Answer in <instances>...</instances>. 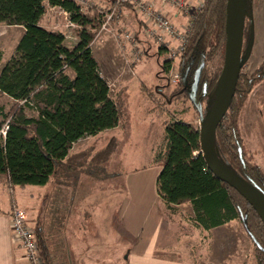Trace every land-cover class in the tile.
Wrapping results in <instances>:
<instances>
[{"label": "rangeland", "instance_id": "1", "mask_svg": "<svg viewBox=\"0 0 264 264\" xmlns=\"http://www.w3.org/2000/svg\"><path fill=\"white\" fill-rule=\"evenodd\" d=\"M86 7V11L95 9L100 17L103 15L98 7ZM252 8L254 46L241 70L243 78L253 77L264 62V0H252ZM41 23L62 31L67 37L66 44L75 45L78 25H70L59 7L49 5ZM117 24L114 22V27ZM22 29L19 25L0 22V71L14 55ZM167 39L177 49L178 41ZM149 40L138 45L139 51L132 49L133 56H138L135 64L123 66L121 63L117 67L107 63L102 68L110 94L121 111V122L112 130L85 136L72 146L70 153L84 163L76 183L65 181L59 185L54 180L44 186L14 189L1 183L0 203L8 204L14 199L25 208L28 224L43 228L51 261L56 264H70L69 232L80 240L83 236H94L106 244L113 255L108 264H154L155 259L149 257L170 252L181 255L180 262L188 264L184 247L196 253L192 257L201 255L199 260L190 261L191 264H259V249L241 218L198 233L195 225L182 223L180 213L167 209L156 191V178L163 163L154 157L164 141L166 122L182 118L199 128L200 116L183 88L180 74L177 81L173 80L181 71L178 68L180 52L172 57V69L166 73L163 61L169 56L161 55L158 44ZM114 41L109 43L110 53L117 48ZM98 44L99 39L95 41V48ZM224 47L209 55L205 68L208 74L223 65ZM240 89L227 121L238 133L247 166L259 168L264 177V77L257 75L256 80L247 85L244 82ZM15 103L13 98L0 93V106L5 112ZM26 112L37 115L32 106ZM107 154L109 159L103 160ZM181 205L178 209L185 219L194 214L190 202ZM143 247L144 251L136 250Z\"/></svg>", "mask_w": 264, "mask_h": 264}, {"label": "trees", "instance_id": "2", "mask_svg": "<svg viewBox=\"0 0 264 264\" xmlns=\"http://www.w3.org/2000/svg\"><path fill=\"white\" fill-rule=\"evenodd\" d=\"M226 2L204 0L190 13L184 49L179 55V63L185 67L190 61L195 67L205 62L202 76L209 96L214 95L222 65L211 74L205 68L209 55L225 46ZM251 3L247 0L248 11ZM49 5L67 11L69 20L78 25L74 46L66 44L62 31L41 23ZM0 22L24 28L14 55L0 71V93L16 100L8 112L0 106V174L7 177L11 187L44 186L54 180L59 185L65 181L74 185L84 163L69 153L73 144L117 126L122 117L91 50L101 30L102 15L95 9L83 12L74 0H0ZM164 51L159 46V52ZM172 60L163 61L166 73L172 68ZM246 78L240 71L234 98L244 82L251 83ZM29 106L37 115L27 114ZM233 106L232 102L218 125L215 145L219 158L245 177L248 168L236 153L238 133L227 121ZM154 158L163 163L156 191L169 209L190 202L194 214L189 218L206 231L247 214L248 227L263 247L256 245L259 264H264V223L235 188L208 169L198 127L182 118L166 122L165 138ZM34 231L43 263L52 264L43 228L39 225Z\"/></svg>", "mask_w": 264, "mask_h": 264}, {"label": "crops", "instance_id": "3", "mask_svg": "<svg viewBox=\"0 0 264 264\" xmlns=\"http://www.w3.org/2000/svg\"><path fill=\"white\" fill-rule=\"evenodd\" d=\"M153 1L155 5L158 8H160L172 20L174 25L177 27L179 34L180 35L186 34L188 23H189V15H185L184 13L180 12L178 9H176V7H174L170 3H166L161 0H153ZM187 1L192 5L193 9H191V12H193V10L196 8L200 0H187ZM91 3H92V7L94 8L98 7L102 11H107L112 6V0H91ZM52 7H56V6H52ZM85 12H88V11H85ZM114 22L116 24L118 23L116 27H114L115 24L113 25ZM113 23L109 26L108 29H103V30L101 29L98 35L96 36L95 40L91 43V50L95 58L99 62L100 72L103 77H104V74L102 72V68H104L107 65V63L113 66H117V65L119 66V64L121 63L123 66L128 63L135 64L136 63L135 61L138 59V56L136 57L133 56L132 49L139 51L138 48H140L139 47L140 44H147V42H150L149 40L150 38H148L147 35L144 33V30L145 28L149 26V23L142 16V14L133 7V4L125 3L124 6L122 5L120 17L116 19L115 21H113ZM128 28L134 29L133 32H130ZM22 31L24 32V28L22 29ZM126 33H133L134 40L126 39L125 38ZM112 37L115 39V41L113 40ZM66 38L67 37L65 35V39ZM74 38H77V36H75ZM97 39H99L100 44L97 45L98 48L97 47L95 48V41ZM113 41L115 42V45L117 48L114 51L112 50L110 53V50L108 49L109 43L110 42L113 43ZM175 41H178V39L176 38L174 42ZM172 42L173 41H170V45L172 44ZM163 47L165 48V51L162 53L161 52L159 53L164 56L166 55L169 56V50L171 51L172 49H168L166 46H163ZM169 48H172V47L170 46ZM111 62H114V64ZM118 126L119 124L113 128H109L106 130H112ZM1 183H5V185H7L11 189L15 188L9 185L7 181V177L3 174H0V185ZM14 204H17V202L14 199L13 200L11 199L8 204L0 203V264H25L26 263L25 259L23 258V254H24L23 250L13 240V237H12L11 209ZM179 206H182V205L176 204L172 206L173 207L172 209H169L166 205V208L169 209L170 211H177L178 213H180V219L183 224H186L188 226H194L195 225L194 222L189 218L193 214H190L189 217L185 219L186 216L179 211L178 209ZM160 223L165 224L166 222H160ZM223 225L213 227L210 230L217 229L218 227H222ZM30 226L34 228L33 225H30ZM196 227H197L198 233H199V230L208 232L198 226ZM69 233H70V237L66 236L68 237L67 243L70 249L72 250L71 254L73 255V256L71 255V257H68L70 264H108L109 261L112 260L113 255L112 253H110L108 246L102 242H99V240H96L94 236L91 238L83 236V238L80 240V238H77L75 234L71 232ZM149 249L151 250L153 248H149ZM136 250L140 252V251H144L145 248L144 247L138 248ZM183 251H184L183 254L188 255V257H186L187 260H189L188 264H191L192 260H199L201 258V255L192 257L196 253L193 254V252H191L192 250L190 247L189 248L184 247ZM175 253L176 252H172V253L170 252V253H165V255H162L159 253L155 257H149V259L150 260L155 259L154 264H187L185 261L180 262L181 255H176ZM52 264H56V263H54V261L52 260ZM66 264H69V263L67 262Z\"/></svg>", "mask_w": 264, "mask_h": 264}, {"label": "water", "instance_id": "4", "mask_svg": "<svg viewBox=\"0 0 264 264\" xmlns=\"http://www.w3.org/2000/svg\"><path fill=\"white\" fill-rule=\"evenodd\" d=\"M252 14L248 11L247 0H227L225 14V47L224 61L214 95L211 96L210 105L202 112L201 102L195 98V90L200 79V72L204 62L198 67L192 83V94L190 95L200 113V147L203 158L208 169L221 181L235 188L255 209L264 223V193L244 177L230 169L218 155L215 145V134L219 123L227 113L235 92L240 71L245 64L250 50L243 54L244 42V20ZM243 225L255 244L263 249L259 241L248 227L247 214L242 215Z\"/></svg>", "mask_w": 264, "mask_h": 264}, {"label": "built area", "instance_id": "5", "mask_svg": "<svg viewBox=\"0 0 264 264\" xmlns=\"http://www.w3.org/2000/svg\"><path fill=\"white\" fill-rule=\"evenodd\" d=\"M74 1H76L80 5L81 10L83 12L86 11L87 5L92 6L91 0ZM161 1L170 3L185 15L190 16L191 9H193L192 5L187 0ZM203 2L204 0H200L196 8L200 7ZM125 3L133 4V7L138 12H140L142 16L148 21L149 26L144 30V33L147 35L148 38L154 40L158 44V46L162 45L166 46L168 49H172L171 51L169 50V59H173L176 53L182 52L186 41L187 31L186 34L180 35L177 30V27L174 25L172 20L160 8L155 5L153 0H115L114 5L110 9H108L107 11L100 10V12L103 13L101 24L102 30L108 29L109 26L113 23V21L120 17L121 6ZM62 11L69 19L68 12L64 10ZM69 24L73 26L76 25L70 20ZM133 37V33L125 34V38L128 40H131ZM167 37L173 40H175L176 38L178 39L179 44L177 49L169 48L171 45L170 40H168ZM174 77L176 79L173 80L177 81V78H179V73L175 74ZM6 128L7 125H5L4 129L2 130L3 134H5ZM11 229L13 240L21 247L24 252L23 258L25 259V264H44L38 251L39 246L37 238L35 236L34 228H32L28 224L26 210L17 204H14L11 209Z\"/></svg>", "mask_w": 264, "mask_h": 264}, {"label": "flooded vegetation", "instance_id": "6", "mask_svg": "<svg viewBox=\"0 0 264 264\" xmlns=\"http://www.w3.org/2000/svg\"><path fill=\"white\" fill-rule=\"evenodd\" d=\"M249 12L252 14V18L249 15H247L245 17V20H244V42H243V50H242L243 54H245L247 49L250 50V53H249L247 60L249 59V57L252 53L253 46H254V13H253V8H252V3L249 7ZM247 26H249L248 31H247ZM247 33H249V34H248V37L246 38ZM245 38L247 39L246 45H245ZM247 60H246V62H247ZM199 66L195 67L194 61H190L186 67L184 66V63H179V66H178V68H180V70H181L178 73L180 74V77L183 81V84H184L183 88L187 91L189 99H190V95L193 92L192 91V83H193V80L195 77V73H196ZM204 66H205V62H204ZM203 67L201 69L200 79H199L198 85H197L196 90H195V98H196L197 102H201L202 112L204 113L207 110L208 106L210 105L211 96L208 95V92L206 90V82L202 81ZM257 75L264 77V62L262 63V65L259 68H257V73H254L253 77L250 76L247 79L252 82L253 80L257 79ZM203 79H204V77H203ZM190 101H191V99H190ZM191 102L194 105V107L197 108L195 103L193 101H191ZM197 111H198V109H197ZM198 113H199V111H198ZM199 116H200V113H199ZM236 145H237L236 153H238V157H239L240 161L242 163H244V166H246L248 168V170H247L248 174L244 175L245 176L244 178L246 180H248L250 183H252L253 185L257 186L264 193V177L261 175L259 168L255 167V166H251V167L247 166V164L244 160L243 148L241 146L239 136L237 138Z\"/></svg>", "mask_w": 264, "mask_h": 264}]
</instances>
